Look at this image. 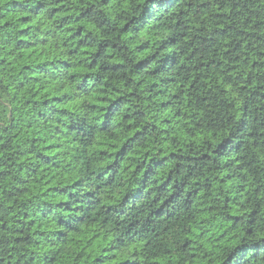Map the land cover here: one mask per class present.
I'll list each match as a JSON object with an SVG mask.
<instances>
[{
  "label": "clouds",
  "instance_id": "1",
  "mask_svg": "<svg viewBox=\"0 0 264 264\" xmlns=\"http://www.w3.org/2000/svg\"><path fill=\"white\" fill-rule=\"evenodd\" d=\"M0 264H264V0H0Z\"/></svg>",
  "mask_w": 264,
  "mask_h": 264
},
{
  "label": "trees",
  "instance_id": "2",
  "mask_svg": "<svg viewBox=\"0 0 264 264\" xmlns=\"http://www.w3.org/2000/svg\"><path fill=\"white\" fill-rule=\"evenodd\" d=\"M70 39H71V37H70ZM140 47H143V45H140ZM83 50V49H82ZM145 51H147V49H145ZM102 150V149H101Z\"/></svg>",
  "mask_w": 264,
  "mask_h": 264
}]
</instances>
